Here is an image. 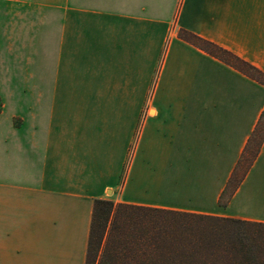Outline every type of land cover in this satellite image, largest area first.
I'll use <instances>...</instances> for the list:
<instances>
[{"label":"crops","instance_id":"1","mask_svg":"<svg viewBox=\"0 0 264 264\" xmlns=\"http://www.w3.org/2000/svg\"><path fill=\"white\" fill-rule=\"evenodd\" d=\"M184 32L264 75V0H0V264H84L96 200L264 223V85Z\"/></svg>","mask_w":264,"mask_h":264},{"label":"trees","instance_id":"2","mask_svg":"<svg viewBox=\"0 0 264 264\" xmlns=\"http://www.w3.org/2000/svg\"><path fill=\"white\" fill-rule=\"evenodd\" d=\"M181 38L264 85V75L220 47ZM84 264H264V223L93 203Z\"/></svg>","mask_w":264,"mask_h":264},{"label":"rangeland","instance_id":"3","mask_svg":"<svg viewBox=\"0 0 264 264\" xmlns=\"http://www.w3.org/2000/svg\"><path fill=\"white\" fill-rule=\"evenodd\" d=\"M23 79H22V75H18L17 76V82H20V81H22ZM16 92H18V91H16ZM60 95H65L66 93H65V91L64 90H61L60 92ZM133 149H134V147H133ZM132 149V152H130V154H129V159H128V165L131 163V161L134 159L133 158V152L135 153V149L133 150ZM140 162V161H139ZM139 162L138 161H136L135 162V165H138L139 164ZM163 174H164V178H165V180L163 181L164 183H160V185L158 186V185H156L153 181H154V179L152 180V179H150V178H152V177H149L148 175H145L146 177H144L143 179H142V189H144V191L145 190H149V189H152L153 190V188H159V189H162V191H164L165 193L162 195V197L164 198H166L167 197V185L165 184V183H167V173H166V169H164L163 170ZM154 183V184H153ZM155 190V189H154ZM161 197V196H160ZM144 198H149V197H144ZM31 205V207H30V211H31V217H33L32 218V220L35 222V216H36V213L38 212L37 210H38V206H37V204L35 203V202H33L32 204H30ZM116 205H118V204H116ZM158 209V208H157Z\"/></svg>","mask_w":264,"mask_h":264}]
</instances>
